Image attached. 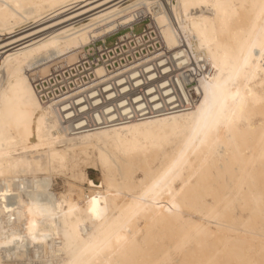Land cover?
I'll return each mask as SVG.
<instances>
[{
  "label": "bare ground",
  "instance_id": "obj_1",
  "mask_svg": "<svg viewBox=\"0 0 264 264\" xmlns=\"http://www.w3.org/2000/svg\"><path fill=\"white\" fill-rule=\"evenodd\" d=\"M135 24L160 33L171 69L196 82L195 102L179 80L171 105L173 86L160 81L162 109L87 123L75 118L92 102L41 100L39 77ZM262 38L259 0H0V264H262ZM217 81L201 113L204 83Z\"/></svg>",
  "mask_w": 264,
  "mask_h": 264
},
{
  "label": "built area",
  "instance_id": "obj_2",
  "mask_svg": "<svg viewBox=\"0 0 264 264\" xmlns=\"http://www.w3.org/2000/svg\"><path fill=\"white\" fill-rule=\"evenodd\" d=\"M146 30L135 24L132 29L91 43L75 64L55 65L35 83L41 100L45 103L64 101L68 106L71 97L84 98L85 101L74 107L79 110L88 102L92 105L79 112L75 119L87 123H101L100 118L105 121L109 116L117 117L114 121H131L148 116L153 109H162L164 97L160 94V81H169L173 86V92L166 96L171 97V105L178 103L177 91L182 95L179 80L184 83L188 98L195 102L198 99L194 91L196 82L191 81L188 72L183 76L171 69L160 33L147 34ZM155 57L158 58L149 62ZM98 68L105 70L102 77L96 76ZM156 73L157 77L151 80L150 75L156 76ZM185 80H189L188 84Z\"/></svg>",
  "mask_w": 264,
  "mask_h": 264
},
{
  "label": "snow or ice",
  "instance_id": "obj_3",
  "mask_svg": "<svg viewBox=\"0 0 264 264\" xmlns=\"http://www.w3.org/2000/svg\"><path fill=\"white\" fill-rule=\"evenodd\" d=\"M253 6H255V5H253ZM216 7L221 8V7H224V5L218 3L216 5ZM259 7L261 9V12L264 13V0H259ZM253 47H256L255 43L250 45L247 53L242 55V59H241V62L239 63V65L234 68V75L236 77H238L241 74V72L243 71L244 68L249 66L250 50ZM259 47H260L261 56L264 57V38L261 39ZM232 78L233 77H229V79H232ZM204 87H205V90H206V98H205L204 104L201 106V109L199 110L201 113L206 112L208 110V108H209V100H208V96H207V93H208L209 89L212 90V99H213V101L216 100L217 93L222 90V86L219 83V81H217V83L214 84V85L209 84V82H205L204 83ZM22 119H26V114L22 117ZM19 122L20 121H18V123ZM218 124H219V121L217 120L212 125H205L204 126L205 134H210L212 131H214L215 128H216V125H218ZM93 203H95V201H93ZM137 207H139V206H137ZM173 207H176V205L173 204ZM3 211L4 212H9L10 209L4 208ZM28 211H29V213H32L33 212V208L29 207ZM36 211L39 214H41V215H44V214H49L50 215L51 214L48 210H42V209H40L38 207L36 208ZM132 214L135 215V212H133ZM31 231H32V225L30 224L29 225V234L30 235H31ZM13 239L14 240L15 239H20V237L13 236ZM32 239H33V241H35L36 237L33 235ZM7 242L11 243V241H7ZM64 242H65L64 243V249L66 251L71 250L72 247H73V235H72L71 232L65 231V233H64ZM52 255L56 256V255H58V253H53ZM42 264H60V262L55 260V259H48L47 256H46V258L44 259ZM68 264H82V262L79 259H73L72 261L68 262ZM262 264H264V262H262Z\"/></svg>",
  "mask_w": 264,
  "mask_h": 264
},
{
  "label": "rangeland",
  "instance_id": "obj_4",
  "mask_svg": "<svg viewBox=\"0 0 264 264\" xmlns=\"http://www.w3.org/2000/svg\"><path fill=\"white\" fill-rule=\"evenodd\" d=\"M142 27V25H140ZM77 59V56H73L70 58V63L75 62V60ZM48 68L44 69L42 72L45 73L46 70ZM88 176L90 177L91 181L93 182L95 187H98L100 185V174L97 171L94 170H88ZM59 183H61V181H59ZM85 188H87L88 186H84ZM55 189H57V191H62V185L59 184V186L55 187Z\"/></svg>",
  "mask_w": 264,
  "mask_h": 264
}]
</instances>
